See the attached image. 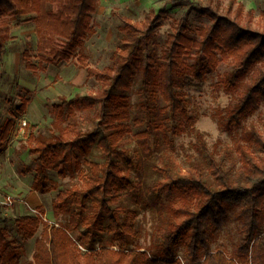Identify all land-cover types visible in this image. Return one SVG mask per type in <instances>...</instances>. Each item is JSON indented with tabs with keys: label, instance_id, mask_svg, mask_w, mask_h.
<instances>
[{
	"label": "trees",
	"instance_id": "1",
	"mask_svg": "<svg viewBox=\"0 0 264 264\" xmlns=\"http://www.w3.org/2000/svg\"><path fill=\"white\" fill-rule=\"evenodd\" d=\"M95 7V0H0V62L10 22L33 13L39 19L48 18L55 31L56 37L49 29L42 34L52 42V58L69 60L83 43ZM219 11L210 5L196 9L197 15L213 21L199 27L197 37L189 34L186 21L178 23L166 40L152 81L153 46L166 19L164 10L151 13L141 24L128 22L125 30L132 40L122 58L102 70L88 69L89 76L103 84L102 89L64 104L83 111L95 109L96 129L78 130L72 138L59 135L54 141L38 138L31 148L37 155L33 189L41 194L51 190L48 171L65 177L68 168L80 167V159L93 145L106 156L104 162L89 163L84 188L60 191L53 202L56 217L76 206L85 211L92 205L91 215L83 220L88 231L73 233L70 224L46 222L37 215L17 217L16 232L24 240L35 238L42 227L33 259L27 264H264V135L255 125L243 128L235 140L240 166L234 175L209 153L214 185L204 179L201 170L156 185L157 195L165 193L167 203L150 251L132 248L137 232L120 206L122 191L134 188L123 168L128 156L124 144L130 102L112 91L129 90L137 71H143L145 94L160 97L175 119L189 115L187 91L201 86L206 75L223 63L234 68L221 80L223 88L237 98L220 115L224 129L241 126L264 100V9L257 23L254 11L244 13L242 4L228 8L225 14ZM145 58L150 61L147 66L143 65ZM56 110L60 114L63 108ZM14 127V119L0 127V153ZM101 132L104 137L100 138ZM5 221L0 213V264H20L22 244L13 238ZM230 223L236 224L241 235L237 256L229 255L223 244L213 248L220 231ZM105 232L114 236L113 241L97 246V238ZM180 248L187 263L178 255Z\"/></svg>",
	"mask_w": 264,
	"mask_h": 264
},
{
	"label": "rangeland",
	"instance_id": "2",
	"mask_svg": "<svg viewBox=\"0 0 264 264\" xmlns=\"http://www.w3.org/2000/svg\"><path fill=\"white\" fill-rule=\"evenodd\" d=\"M96 7L91 14L90 28L75 54L69 60L57 61L49 52L52 42L43 38L45 29L55 31L47 19H39L37 13L9 24V36L4 44L0 62V127L7 119L15 120V127L0 153V193L13 195L19 200L12 207H6V215L0 209L2 218L13 238L20 240L24 256L20 264L33 259L36 237L24 240L16 232L15 219L22 215L44 213L51 223L70 224L73 233H86L83 223L91 215L92 205L83 211L78 206L72 212L55 216L53 202L60 191L84 188L90 172L89 163H100L106 156L97 145L80 159V167L68 168L65 177L48 171L47 185L50 192L41 194L33 189L36 177L37 155L31 151L40 138L54 141L57 136L72 138L78 130L93 131L97 127L95 109L83 111L64 104L77 97L90 96L102 89L103 84L90 77L88 69L102 70L122 58L132 36L125 30L128 22L141 24L151 13L166 12L154 42L155 58L152 62L150 81L153 80L166 40L182 20L190 28V35L197 37L199 27L213 24L208 18L200 17L196 9L213 6L225 14L230 7L244 6V13L254 11L255 23L264 9L263 0H95ZM48 9L49 7L46 6ZM46 10V9H45ZM43 27L41 30L40 28ZM150 63L145 58L143 65ZM223 63L206 75L199 87L187 91L189 115L176 119L165 108L158 96L149 97L143 90V71L139 70L127 91L113 90L125 95L130 102L129 119L125 123L124 148L128 153L123 160L124 170L131 177L133 189L121 193L120 206L126 210L136 229L132 248L150 251L155 240L157 225L161 222L167 199L165 193L158 196L156 185L168 182L169 177H187L201 170L204 179L214 185L209 153L224 164L234 175L240 166L235 140L243 128L255 125L264 135V100L258 111L241 122L232 131L220 124V115L236 102V95L223 88L221 80L233 70ZM23 104V105H22ZM21 106H23L21 108ZM58 106L63 108L59 114ZM28 123L24 135L20 134V121ZM104 137L101 132L100 138ZM260 155L258 151H255ZM114 236L108 232L97 238L96 245L110 244ZM241 235L235 223L227 224L220 231L218 244H223L231 256H237ZM116 248V247H114ZM178 255L185 262L184 250Z\"/></svg>",
	"mask_w": 264,
	"mask_h": 264
},
{
	"label": "built area",
	"instance_id": "3",
	"mask_svg": "<svg viewBox=\"0 0 264 264\" xmlns=\"http://www.w3.org/2000/svg\"><path fill=\"white\" fill-rule=\"evenodd\" d=\"M28 123L25 119L20 121V134L24 135L26 127H27ZM17 200H19L16 196L13 195H2L0 193V207H12L13 205H15V203L17 202ZM35 215L43 218L44 221L49 222V220L46 218V216L42 215L40 212L35 211Z\"/></svg>",
	"mask_w": 264,
	"mask_h": 264
},
{
	"label": "crops",
	"instance_id": "4",
	"mask_svg": "<svg viewBox=\"0 0 264 264\" xmlns=\"http://www.w3.org/2000/svg\"><path fill=\"white\" fill-rule=\"evenodd\" d=\"M0 209H1L2 211H4V212L8 210L7 208H4V207H0ZM5 214L9 216V214H8L7 212H5ZM9 217H10V216H9Z\"/></svg>",
	"mask_w": 264,
	"mask_h": 264
}]
</instances>
